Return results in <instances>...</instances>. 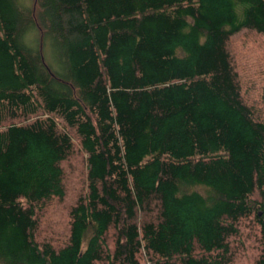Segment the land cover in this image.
I'll list each match as a JSON object with an SVG mask.
<instances>
[{
	"label": "trees",
	"instance_id": "obj_1",
	"mask_svg": "<svg viewBox=\"0 0 264 264\" xmlns=\"http://www.w3.org/2000/svg\"><path fill=\"white\" fill-rule=\"evenodd\" d=\"M244 30L264 36V0H0V264H234L241 219L264 264ZM78 151L65 236L40 238Z\"/></svg>",
	"mask_w": 264,
	"mask_h": 264
},
{
	"label": "rangeland",
	"instance_id": "obj_2",
	"mask_svg": "<svg viewBox=\"0 0 264 264\" xmlns=\"http://www.w3.org/2000/svg\"><path fill=\"white\" fill-rule=\"evenodd\" d=\"M236 56V69L243 80L248 81L249 98L261 102L264 93V36L252 31H242L230 42ZM247 85V82H246ZM80 151L64 163L66 195L61 201L53 200L45 210L38 237H52L53 242L63 240L66 233L69 205L85 187V166ZM246 219H241L237 234L229 238L231 260L234 264H250L252 261L253 237L248 233ZM248 236V238H247ZM143 253V260L148 259Z\"/></svg>",
	"mask_w": 264,
	"mask_h": 264
}]
</instances>
